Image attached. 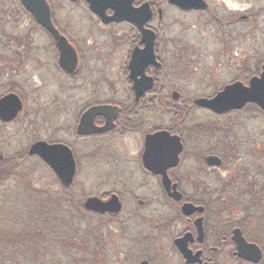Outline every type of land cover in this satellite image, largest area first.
I'll return each instance as SVG.
<instances>
[{"label":"flooded vegetation","instance_id":"1","mask_svg":"<svg viewBox=\"0 0 264 264\" xmlns=\"http://www.w3.org/2000/svg\"><path fill=\"white\" fill-rule=\"evenodd\" d=\"M46 1L51 7L54 28L76 50L77 70L68 74L60 66V51L54 36L35 20L20 0H11V7L19 8L34 25H18L17 21L0 25V101L12 94L22 104L13 120L0 119V125L14 124L26 112L29 74L33 60L42 55L40 50L43 53L46 50L44 54L48 52L47 56L53 59L55 70L52 72L56 77L67 76L84 82L85 79H102L101 84L84 86L88 92L77 101L80 112L75 141H90L95 158L103 153L112 164L121 160L130 162V166L125 164L128 172L133 168L138 174L131 183L137 182L135 186L143 191V196L135 195L133 201L137 206L130 209L129 218L144 216L138 213L140 209L154 208L157 200H161L170 218L162 227L171 232V247L181 264L188 263L176 241L184 238L188 240V250L202 264H264V144L257 142L258 137L264 141V130H255L253 135L247 133L243 137L239 132L242 116L263 119L264 110L249 102L241 110L219 114L196 105L198 98L213 99L230 85L242 84L249 88L254 78L264 74V0H191L199 8L188 10L170 0H133L132 20L108 24L83 0L82 7L93 22L84 24L89 25V31L80 23L77 30L76 25H59L52 3ZM71 1L78 3V0ZM106 14L112 17L115 10L108 8ZM178 28L180 31L173 35V29ZM34 32L45 36L46 48L38 45L33 50L38 40L33 39ZM150 39H153V54L146 52ZM226 62L231 63L234 73V78L228 82L219 69ZM45 64L41 66L42 72L49 70L50 64L47 67ZM199 68L204 74L211 72V81L204 79L214 91L194 98L190 93V74ZM116 78L122 85L116 83ZM63 91L59 85L51 102L57 111L61 109ZM74 99L76 104V94ZM96 106L112 109L109 117H95L94 128H112L80 135L82 116ZM200 113L204 117H198ZM160 132L177 136L182 143L178 165L167 170L171 193L180 195V200L170 196L164 188L163 177L145 165L147 138ZM118 141L122 149L112 145ZM66 145L76 152L72 145ZM4 157L0 154V162ZM153 157L148 155L151 161L147 162L155 169L158 161ZM211 158L220 160L221 164H213L215 161ZM76 166L77 178V155ZM59 183L63 187L60 180ZM114 194L119 196L124 210V196L119 192L93 197L108 201ZM186 204L202 208L203 212L186 215L183 212ZM83 210L86 211L84 203ZM91 214L101 218L118 216ZM237 230L248 243L258 247L260 260L255 261L258 258L255 250L250 255L251 260L239 255L234 240ZM157 236L158 242L164 238L162 234ZM142 261L154 264L150 258Z\"/></svg>","mask_w":264,"mask_h":264},{"label":"rangeland","instance_id":"2","mask_svg":"<svg viewBox=\"0 0 264 264\" xmlns=\"http://www.w3.org/2000/svg\"><path fill=\"white\" fill-rule=\"evenodd\" d=\"M82 1L78 0V3H73L71 0H50L54 7L57 23L59 25H76V30L79 23L80 25H92L90 15L82 7L85 5ZM10 4L12 5L11 0H0V25L13 21H17L18 25H34L19 8L11 7ZM82 28L89 31V25H84ZM179 31V28L173 29V35ZM192 34L194 35V31ZM33 39L39 40V43L37 40L36 45H34L35 41L33 40V50L38 45L46 48L43 34L34 32ZM39 53L42 55L37 60L36 58L33 60L32 70L29 74V87L27 89L30 91L26 112L18 122L6 126L0 125V154H3L4 158L26 154L31 144L38 140L60 141L72 145L79 161L78 175L72 187V192L78 198V204L81 202L83 204L88 197H101L114 191L124 196L125 207L119 216L101 218L82 210L81 218L76 220V228L82 235L101 237V245L98 247L103 255L101 264H140L143 258L152 259L154 264H181L179 256L174 253L171 247V232L168 228L162 227L164 221L170 218L169 210L166 209L161 200H157V206L154 208L150 206L140 209L138 213L144 216L129 218L130 209L135 208V205L137 206V203L133 201L135 195L143 196V191L135 186L137 182L131 183L133 177L138 176V174H135L133 168L128 172L129 168L125 164L130 166V162L128 164L127 160H121V158V161L112 164L103 153L95 158L96 155H94L90 141H75L77 139L75 136L76 120L80 112L77 101L88 92L84 86L101 84L102 79H85L84 82L83 80L70 79L67 76L56 77L57 74L52 72L55 70L53 59L47 56L48 52H46L47 55L41 50ZM43 64L45 66L50 64L49 70H47L50 72L47 74L46 69L42 72L41 66ZM219 69H222L221 76L224 81L228 82L234 78L230 62L224 63ZM191 75L190 93L194 98L203 97L209 91L211 93L214 91L210 90V85H206L204 79L211 81V72L204 74V70L199 68ZM203 79L204 83H202ZM116 83L122 85L117 78ZM59 85L63 87L64 93L60 101L61 109L57 111L51 102L55 100V92ZM197 116L204 117L202 113ZM255 130L257 132L264 130V118L252 119V116L251 118L242 116L240 136L243 137L247 133L253 135ZM257 142L261 146L264 144V141L260 140L259 137ZM112 145L121 147L119 141L112 143ZM4 158L0 165L4 162ZM21 165L18 172L22 174L24 186L30 183L38 189L61 190L62 187H60L56 175L39 158L28 156ZM221 173L227 177L223 170ZM24 174L28 179H25ZM23 185L22 190L24 189ZM144 196H146V192ZM157 234L164 236L160 240L161 242H158ZM153 241L156 243L155 246ZM163 258H165L164 261Z\"/></svg>","mask_w":264,"mask_h":264},{"label":"water","instance_id":"3","mask_svg":"<svg viewBox=\"0 0 264 264\" xmlns=\"http://www.w3.org/2000/svg\"><path fill=\"white\" fill-rule=\"evenodd\" d=\"M25 9L36 19V21L47 29L55 38L57 46L60 51V66L68 73L74 74L78 67V56L76 50L68 42V40L61 36L59 32L54 28L52 22L51 8L46 0H20ZM90 10L96 14L104 24H108L111 21L122 22L125 20H132V7L133 0H87ZM175 2L181 8L196 9L199 5L193 4L191 0H170ZM128 6L129 9H126ZM112 8L115 10V14L112 17H108L106 9ZM150 39V45L147 46L146 52L153 54V44ZM145 54V52H144ZM137 85V83H136ZM255 103L262 110H264V74L261 78H254L249 88L244 87L242 84H234L225 88L213 99L200 98L196 100V104L199 107L208 108L216 113L223 114L231 110H240L246 103ZM22 109V104L19 98L15 95H8L0 101V119L3 121L13 120ZM108 106H96L90 108L83 116L78 128L80 135H91L95 133H102L110 130L112 126H106L102 129L94 128V119L98 115H108L111 112ZM145 152V165L148 169L154 171L156 175L163 177L164 188L168 191L169 195L180 200V195L177 196L176 192L171 193L172 184L168 177L167 170L171 167H176L179 163V154L182 152V143L179 137H171L167 132H160L155 135H151L146 141ZM29 156H37L44 163H46L51 170L60 179L62 184L69 188L73 185L76 176V160L73 151L70 147L64 144L56 143L49 144L45 141L35 142L29 149ZM148 155L151 158L154 156L157 159V167L154 169L148 164ZM153 157V158H154ZM213 164L220 165V160L211 158ZM149 162L151 161L148 160ZM154 161V159H153ZM174 189L176 186L173 187ZM85 210L99 214H115L118 215L122 211V203L119 196L114 194L108 201H103L98 197H90L84 203ZM203 212L202 208H196L192 204H186L183 207V212L186 215H190L193 212ZM200 229V236L202 235ZM238 246L239 255L242 258L251 260L250 255L256 251L260 260L261 254L258 247L255 244L248 243L242 236L239 230L236 231L234 237ZM187 239H179L176 241V245L185 258L188 264L199 263L201 260L197 256H193L187 248ZM199 255V254H198ZM141 264H149L148 261H143Z\"/></svg>","mask_w":264,"mask_h":264},{"label":"trees","instance_id":"4","mask_svg":"<svg viewBox=\"0 0 264 264\" xmlns=\"http://www.w3.org/2000/svg\"><path fill=\"white\" fill-rule=\"evenodd\" d=\"M27 157L0 165V264H101V237L76 228L83 204L72 187L24 186L18 169Z\"/></svg>","mask_w":264,"mask_h":264}]
</instances>
